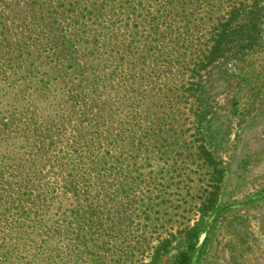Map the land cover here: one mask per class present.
<instances>
[{
	"label": "rangeland",
	"instance_id": "374dc122",
	"mask_svg": "<svg viewBox=\"0 0 264 264\" xmlns=\"http://www.w3.org/2000/svg\"><path fill=\"white\" fill-rule=\"evenodd\" d=\"M183 1L0 0L1 259L264 264V0Z\"/></svg>",
	"mask_w": 264,
	"mask_h": 264
},
{
	"label": "trees",
	"instance_id": "16d2710c",
	"mask_svg": "<svg viewBox=\"0 0 264 264\" xmlns=\"http://www.w3.org/2000/svg\"><path fill=\"white\" fill-rule=\"evenodd\" d=\"M180 2L183 4L184 1L180 0ZM239 10V9H238ZM238 10L237 9H233L231 12V17L229 19V21L232 20H236L237 16H238ZM88 14L93 15L95 14V9H93L91 12H88ZM227 24H224L223 27H226ZM224 29L221 31L220 36L222 35V33H224ZM224 36V35H223ZM205 54V53H204ZM208 58H211L213 55V52H209L208 54ZM2 85V84H0ZM261 88H263V86H261ZM20 100V99H19ZM33 110V111H31ZM37 110V109H36ZM6 113L8 114V119L3 121L1 120L0 122V160H6L7 156H8V150L12 149L13 146H15L20 139L16 138V137H12V133H10L9 137H7V133L8 132H16V131H21V129L24 130H30L32 128L36 129L35 126L37 125L36 120L35 121H30L27 119V114H35L37 115V111H35L33 108L27 109L26 111L23 112H19L17 111V109L14 110H7ZM17 117H19V119H16ZM39 117V116H38ZM15 149V147L13 148ZM210 154L209 152H207L205 150V148H200V157H202V159L204 161H206V164L208 162V165L210 164V162L208 160H210L209 158ZM206 159V160H205ZM1 167V165H0ZM215 166L212 167V169H214ZM9 184V183H8ZM0 194H1V190H0ZM96 199V198H94ZM98 201H95V203H97ZM206 203V201H205ZM86 206H88L86 204ZM90 213V210L87 209H78L77 214L76 215H69L68 217H66L64 219V221H66V219L68 221H70V227H72V229H74L75 232L79 233V232H84L85 235H78V237L76 238V242L79 243L82 246V251H85V247L87 246L85 243L87 242V240H85V238H89V235L91 234V231L93 230V224L90 222V218L87 217V215ZM46 214V212L40 213V216H44ZM206 215V213H202V218L204 219V216ZM205 223L203 222V220H201L200 222L195 223V225L191 228L190 232H189V236L186 239L187 240V244L185 246V248L179 252L178 257L176 259V264H191L192 263V259L195 253V240L196 238H198V233L199 231L202 229L203 224ZM89 233V234H88ZM44 250H49L48 247H44ZM36 257L40 258L41 255L39 252L36 253ZM162 258V255H160L159 252L154 253V255H151V258L149 260V262L147 264H159L160 259ZM98 260V259H97ZM96 260V261H97ZM8 262V259H1L0 257V264H11L10 262ZM26 264H32V261H27ZM45 264H58L51 262V260H49V258H45Z\"/></svg>",
	"mask_w": 264,
	"mask_h": 264
},
{
	"label": "water",
	"instance_id": "95a60500",
	"mask_svg": "<svg viewBox=\"0 0 264 264\" xmlns=\"http://www.w3.org/2000/svg\"><path fill=\"white\" fill-rule=\"evenodd\" d=\"M202 239H203V236H202V238H201V241H202Z\"/></svg>",
	"mask_w": 264,
	"mask_h": 264
}]
</instances>
